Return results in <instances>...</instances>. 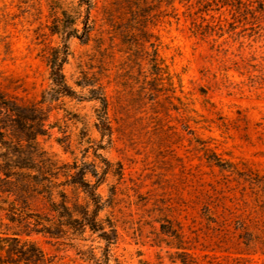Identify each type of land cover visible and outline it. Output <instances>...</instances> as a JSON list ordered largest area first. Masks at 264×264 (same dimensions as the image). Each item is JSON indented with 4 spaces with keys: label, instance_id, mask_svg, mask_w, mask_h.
Segmentation results:
<instances>
[{
    "label": "rangeland",
    "instance_id": "rangeland-1",
    "mask_svg": "<svg viewBox=\"0 0 264 264\" xmlns=\"http://www.w3.org/2000/svg\"><path fill=\"white\" fill-rule=\"evenodd\" d=\"M238 1L0 0V93L44 112L56 182L94 165L110 235L32 236L51 264H264V0Z\"/></svg>",
    "mask_w": 264,
    "mask_h": 264
},
{
    "label": "trees",
    "instance_id": "trees-1",
    "mask_svg": "<svg viewBox=\"0 0 264 264\" xmlns=\"http://www.w3.org/2000/svg\"><path fill=\"white\" fill-rule=\"evenodd\" d=\"M64 61L65 52L51 51L50 91L55 96L76 97L65 82L61 69ZM100 101L104 106V98ZM44 122L39 107L19 105L0 93V211H4L5 221L4 232H0V264H51L52 259L32 240L36 235L60 241L75 239L87 229L110 242L109 233L96 220L102 208L100 197L95 184L86 179V175L96 177L94 165H74L71 168L75 172L66 176L65 182H56L53 165L37 142L46 132ZM105 129L110 130L108 126ZM215 164L222 165L218 160ZM66 184L80 189L93 209L89 210V203L69 204L65 190L59 189ZM35 200L43 202L45 211L32 212Z\"/></svg>",
    "mask_w": 264,
    "mask_h": 264
}]
</instances>
